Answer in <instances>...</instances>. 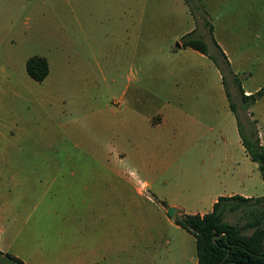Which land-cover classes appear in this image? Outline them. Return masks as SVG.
Here are the masks:
<instances>
[{
	"label": "rangeland",
	"instance_id": "1",
	"mask_svg": "<svg viewBox=\"0 0 264 264\" xmlns=\"http://www.w3.org/2000/svg\"><path fill=\"white\" fill-rule=\"evenodd\" d=\"M171 2L0 0V183L5 186L0 204L8 216L2 220L12 231L10 253L30 256L34 264H58L67 249L62 241L76 247L75 231L92 228L93 199L101 215L110 209L116 222L130 216L132 226L136 218L147 216L149 225L161 227L162 205H167L169 216L170 204L184 189L163 180V173H148L139 166V149L127 140L129 126L147 130L146 124L160 119L159 110L168 101L179 96L198 100L195 94L207 88L208 81L207 96L216 100V88L221 86L214 66L211 73L207 68L189 69L177 78L149 77L140 70L142 61L150 65L163 59L170 65L169 48H176L177 41L161 35L149 15L142 30L134 29L132 19L142 7ZM188 2L199 19L197 35L225 68L243 124L248 127L255 121L264 144V78L258 75V90L263 93L244 108L241 93L231 81V62L230 68L223 64L204 24L208 4L214 6L212 17L216 18V11L222 18L233 13V22L247 21L250 11L245 12L244 0ZM253 12L255 21L263 24L264 7L255 6ZM258 51L262 66L264 45L254 46V54ZM35 54L48 55L52 61L43 81H35L26 71V60ZM239 76L247 79L245 73ZM213 144L207 142L208 147ZM247 216L243 209L227 211L225 220L243 225ZM177 228L179 238L186 236L192 242L189 232ZM254 229L243 232L251 234ZM186 252L187 256L181 254V264H188L191 252ZM0 264L16 263L0 253Z\"/></svg>",
	"mask_w": 264,
	"mask_h": 264
},
{
	"label": "crops",
	"instance_id": "2",
	"mask_svg": "<svg viewBox=\"0 0 264 264\" xmlns=\"http://www.w3.org/2000/svg\"><path fill=\"white\" fill-rule=\"evenodd\" d=\"M171 1L167 6L142 7L140 15L132 19L134 29L138 27L142 30L145 26L144 20L149 15V21L151 19L156 22L161 35L177 41L176 48L173 45L169 48L172 55L170 65H165L163 59L150 65L147 64L148 61H142L140 70L149 77L164 74L177 78L189 69L194 71L197 68H207L211 73L214 66L221 81V86L215 91L216 100H213L211 95L207 96V92L211 91L210 82L207 80V88L202 87L200 93L195 94L198 100H195L194 96H179V100L168 101L165 107L159 110L160 119L149 121L145 126L147 130L142 126H129L127 140L130 146L139 149V166L148 173H163V180L182 185L184 190L177 192V197L170 204L175 207V211L169 217L165 213L167 205H162L159 214L161 227L154 228L149 225L147 216H139L135 219L136 226H132L130 216L116 222L110 209L101 215L93 199L89 207L92 209V228L85 233L75 231L76 247L73 243L69 244L68 240L62 241V247L67 249L58 264H181V254L187 256L186 251L191 252L187 258L188 264H198L196 237L182 227L192 235L193 240L191 242L186 236L179 238L177 227L181 226L174 221L175 216L196 213L203 215L210 212L220 196L239 194L251 198L264 195L263 178L258 164L249 157L243 145L237 117L231 108L221 70L209 55L190 46L184 47L181 43L185 34L193 31L197 34L199 19L193 15L185 0ZM243 6L245 12L250 11V14L246 15L248 20L233 22L231 17L234 18L235 14L228 10L226 13H231V17L222 18L218 13L220 11L213 12L216 18L212 17L210 10L215 11L214 6L208 4L207 17L214 26L213 36L208 27L207 32L212 44L214 37L230 60L234 71L231 76L234 86V76L240 78L239 74L245 73L247 79H241L242 88L245 94H252L260 88L258 75L264 78V53L261 66L259 51L255 54L253 52L254 46L258 45L259 48L264 45V23L255 21L253 16L254 7L262 9L264 0H244ZM147 25L153 26V23ZM129 29L133 30L132 26H129ZM33 56L45 57L49 72L51 71L52 61L48 55ZM159 65L162 67L158 68ZM2 135L0 127V151ZM208 141H214V144L208 147ZM4 189V183H0V192ZM0 212H4L3 216H0V252L6 254L10 253L9 234L12 231L9 230L10 224L2 220L8 217L4 215L7 209L2 203ZM10 254L20 258L24 264H34L30 256L25 259L18 253Z\"/></svg>",
	"mask_w": 264,
	"mask_h": 264
},
{
	"label": "trees",
	"instance_id": "3",
	"mask_svg": "<svg viewBox=\"0 0 264 264\" xmlns=\"http://www.w3.org/2000/svg\"><path fill=\"white\" fill-rule=\"evenodd\" d=\"M185 2L193 15L196 16L192 5L188 0ZM204 19V24L213 36L214 26L212 22L208 17ZM212 38L219 55L223 59V64L230 68L227 55L214 40V37ZM181 43L184 47L190 46L209 55L221 70L231 108L237 117L243 145L249 157L258 164L264 181V144L260 140L255 121H250L248 127L243 124L237 106L232 100V94L226 82L227 74L219 59L220 57L211 54L208 44L194 31L182 36ZM27 72L34 80L43 81L49 72L46 58L43 56L30 57L27 60ZM234 82L241 93L244 108L253 104L257 97L263 93L262 90H259L256 94H245L241 79L237 75L234 76ZM239 209H243L248 214V219L243 225L225 220L227 211ZM174 221L196 237L198 264H264V195L251 198L239 194L220 196L210 212L203 215L199 213L177 214ZM248 227L255 228L251 234L243 232ZM5 255L16 264H24L20 258L10 253Z\"/></svg>",
	"mask_w": 264,
	"mask_h": 264
},
{
	"label": "water",
	"instance_id": "4",
	"mask_svg": "<svg viewBox=\"0 0 264 264\" xmlns=\"http://www.w3.org/2000/svg\"><path fill=\"white\" fill-rule=\"evenodd\" d=\"M174 211H175V207L170 206L168 209V215L171 217L173 215Z\"/></svg>",
	"mask_w": 264,
	"mask_h": 264
}]
</instances>
